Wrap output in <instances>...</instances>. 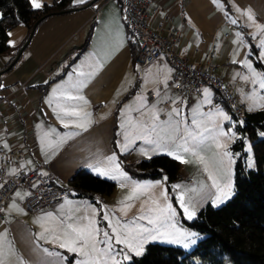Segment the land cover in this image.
Masks as SVG:
<instances>
[{"label": "crops", "instance_id": "crops-1", "mask_svg": "<svg viewBox=\"0 0 264 264\" xmlns=\"http://www.w3.org/2000/svg\"><path fill=\"white\" fill-rule=\"evenodd\" d=\"M91 1L76 4L71 12L45 18L35 28L18 59L10 63L11 69L7 63L19 46L0 54V85H3L0 87V147L6 151L20 150L19 162L24 167L31 169L39 165L40 173L52 174L62 187H67L70 177L79 170L97 175L90 166L113 169L109 176L115 175L116 179L103 176L116 183L113 192L95 195L101 207L109 208L121 204L112 199L118 186L128 187L130 201L136 197L137 186H143L141 181L124 171L118 155L129 153L131 162L146 159L154 154L152 146L158 144L164 147L167 155L172 152L174 155L170 157L178 160L182 168L181 160L189 161L194 154L177 147L184 134L177 137L173 131L178 119L173 109L186 114L187 110L203 105L209 111L215 108L207 109L214 93L207 85L202 87L200 96L180 98L171 93L166 89L170 66L163 55L146 67L133 59L128 46V30L117 1ZM149 1L152 8L159 9L157 15L149 18L150 27L155 29L158 21L164 19L167 25L177 28L181 33L179 55L201 68H204L207 52L211 51L217 74L237 95L242 110L252 112L249 99L255 95L257 86L253 88L255 77L252 75L255 73L246 64L251 61V45L257 48L264 64L261 55L264 53V28L257 29L236 9H250L255 22L264 26V0ZM232 20L237 23L233 24ZM25 30L27 28L22 30L20 44ZM225 33H229L226 38L223 37ZM233 60L237 62L233 63ZM205 89L209 93L207 97ZM149 91L154 94L152 100ZM68 96L83 99L69 100ZM179 99L180 107L162 110L158 106L160 102ZM220 107L229 113L222 104L216 108L219 110ZM71 108L77 109L79 116H65L64 109ZM153 115L157 119L153 120ZM62 120H75L84 124L87 131L75 126L65 128ZM74 133L79 134L68 138ZM169 136H174L175 142ZM49 142H52V148H48ZM125 143H128L127 151L122 150ZM143 145L146 148L141 150ZM113 154L116 155L115 163L106 159ZM232 159L234 164L233 154ZM115 164H119L123 177L114 170ZM184 168L202 181L200 165L189 164ZM17 192L21 193L22 199L16 196ZM26 193L23 188L17 189L3 210L6 221L0 227V233L6 230L4 246L10 245L14 250L15 264L19 259L25 264H56L55 257H47L42 249L53 252L66 249L59 247L61 240L47 243L45 240H54L56 236L63 238L66 225L78 224V218L82 219L80 212L88 215L87 211L92 210L90 205L94 203L67 195L51 206L31 213L23 207ZM10 205L15 207L10 208ZM41 224L54 230L45 232V239H37V234L43 232Z\"/></svg>", "mask_w": 264, "mask_h": 264}, {"label": "trees", "instance_id": "trees-1", "mask_svg": "<svg viewBox=\"0 0 264 264\" xmlns=\"http://www.w3.org/2000/svg\"><path fill=\"white\" fill-rule=\"evenodd\" d=\"M72 2L51 0L44 3V8L34 10L28 0H0V54L10 50L8 33L12 28L23 24L29 35L35 23L36 28L50 15L73 11L76 4L71 6ZM28 35L7 66L12 63ZM128 46L135 60L138 44L129 32ZM249 56L256 68L264 71V64L254 45L250 46ZM222 105L231 115V120L224 125L233 127L237 135L229 146L234 156L232 196L217 207L208 203L191 220H183L201 235L190 251L149 242L141 256L133 255L122 264H195L193 259H199L203 264H264V137L261 135L264 132V110H242V121H239L227 105ZM246 139L251 141L255 167L247 166ZM118 156L122 168L132 178L152 180L165 177L168 183L179 178L181 163L169 155L157 154L133 162L129 160V153ZM115 186L116 183L110 179L79 170L68 180L67 195L88 199L100 207L95 195H110Z\"/></svg>", "mask_w": 264, "mask_h": 264}, {"label": "rangeland", "instance_id": "rangeland-1", "mask_svg": "<svg viewBox=\"0 0 264 264\" xmlns=\"http://www.w3.org/2000/svg\"><path fill=\"white\" fill-rule=\"evenodd\" d=\"M51 0H43L44 3H49ZM74 5L73 2L71 3V6ZM27 28L25 25L20 24L14 28H12L9 33L12 35L9 36V40L13 41L14 44L10 45V50L13 51L15 49L14 46L20 44V40L23 35L22 30ZM26 34L24 36V39H22V42L25 40V38L28 35V29L25 30ZM29 36V35H28ZM20 41V42H19ZM19 42V43H18ZM252 65V71L255 73V76L252 75V77L255 79V83L252 84L253 88L256 87V93L253 95L249 101L251 103V111L256 110H264V88H260V82L264 80V71L262 69L256 68L254 65L252 59L250 61ZM221 106V104H218L215 106L214 109H211L209 111L205 110V106L201 105L199 108H192L190 110H187V113L184 114L179 113V115H176L177 118L175 120V128L178 126L179 131L175 132V135L177 136L180 133L184 134V138H179V142L183 144L185 140H187V146L190 147V152L193 153V150L191 148L193 144V140L191 139L192 136L196 137L195 143L198 145L195 147V155L192 157L191 160L185 159V163H183V167L180 170V176L181 178H178L177 180L173 182H167V179L165 177L160 179H138L143 183V186L150 185V187H141L136 188L134 190L137 192L136 197L134 200L130 201L128 200L129 193H127V186H118L115 192L112 194V199L114 201H120L121 204L118 205H112L109 208L107 207H97L95 204L90 205L91 211H87L88 215L85 214V212H80L82 215V219L79 220L78 218V226H84L89 223L90 219H95L97 221V226L101 229V233L98 236V239L100 241L98 247L102 250L100 253V256L103 257V260L108 261V264H111V261L108 260V256L104 255V237H103V231H108L111 235L112 229L108 227L109 222L113 224V226H117L116 222L119 221L120 231L122 233H126L128 231L138 230V226H143L144 228L153 229V233L155 234V230L158 229L160 232H175V229H179L180 231L186 232V233H195L196 235L193 237H190L189 239H194L195 243H189L188 247L185 248L183 246V243H170L166 239H157V240H148L149 242H156L160 244H166V245H172L180 247L186 251H190L196 242L200 239L201 235L196 232V230L192 229L190 226L186 225L183 220L189 221L187 216L185 215L183 209L180 207L178 203V197L180 195L184 196L185 203L190 207V210H194L195 214L198 209L201 207H204L208 203L213 205V201L216 198L217 195V188L213 186V180L216 181V183L219 185L220 188H224L225 190H228L226 188L227 185H231V192L233 194V159L232 154L230 157L231 163L229 162L228 157H222L223 151H228L229 146L233 142V140L236 138V133L233 129V127H226L224 124L227 121L223 120V117L218 114V112H223L226 115L230 117L229 113L225 111L223 107H220L219 110L218 106ZM188 106H185V108ZM195 121V123H194ZM229 129L231 131H229ZM221 132L227 133V135H220ZM191 134V135H189ZM178 137V136H177ZM215 138V139H214ZM219 141L221 144H226V149H218L216 147V141ZM145 145L140 148L141 150L145 149ZM155 148L154 154H165L164 147H154L152 146V149ZM244 150L247 152V166L249 167V163L251 162L252 167H255V160L253 157L252 152V146L251 141L249 139H246L244 142ZM152 151V150H151ZM170 156V155H169ZM196 156V157H195ZM199 157H203V162L200 161ZM189 164H196L200 165L202 168V181H198L197 177H192L190 175V172H186L184 166H189ZM205 165L207 166V171H205ZM214 169L209 171V169ZM209 174H211L212 179H209ZM137 180L136 178H134ZM159 182V183H157ZM173 185H180V188H173ZM130 191V189H128ZM232 196V195H231ZM230 196V197H231ZM229 197V198H230ZM228 198V199H229ZM227 199V200H228ZM219 203L215 207L223 204ZM153 201H156V203H153ZM166 204H171L173 208L176 209V216L173 217L171 220L161 221L157 220L155 224L148 223V219H139L140 216H146L149 218H154L158 215L156 211H149V209H156L159 207H164ZM214 206V205H213ZM121 209H125L124 212L121 211ZM84 215V216H83ZM105 216L108 217V219H105ZM195 216V215H194ZM84 219V220H83ZM191 220V219H190ZM171 225H175V229L171 227ZM144 236H147L148 233H143ZM62 242V241H58ZM145 243L143 247L145 248ZM184 243H188V240H184ZM123 245H115L113 244V249L111 252V255H117L119 252V249L123 248ZM144 252V251H143ZM58 253L61 254V257H66L67 259H60L58 257L54 258V263L56 264H77L78 261H84L87 260L86 257H81L75 253H68L67 251H58ZM133 256V255H132ZM117 259H119L121 262H126L123 260V255H117ZM129 261V260H128ZM193 263L195 264H203L199 259H193ZM225 264H230L229 262H226Z\"/></svg>", "mask_w": 264, "mask_h": 264}, {"label": "built area", "instance_id": "built-area-1", "mask_svg": "<svg viewBox=\"0 0 264 264\" xmlns=\"http://www.w3.org/2000/svg\"><path fill=\"white\" fill-rule=\"evenodd\" d=\"M116 1L128 32L138 44L135 60L141 67H146L163 55L170 66L166 89L180 98H191L200 96L202 87L207 85L214 93L207 109L225 104L235 118L242 121L239 99L217 74L211 51L206 54L204 68L194 65L187 57L179 55L181 33L177 28L167 25L164 19L158 21L155 29L150 27L148 20L157 15L159 9L152 8L149 0ZM228 36L229 33L223 34L224 38ZM148 96L152 100L153 92L149 91ZM181 104L180 99L166 100L158 106L162 110H169L172 107H180ZM21 154L20 150L6 151L0 147V227L6 221L3 210L17 189L26 190L23 207L31 213L47 208L66 197L69 190L59 186L52 174L40 173L39 165L31 169L21 167Z\"/></svg>", "mask_w": 264, "mask_h": 264}, {"label": "snow or ice", "instance_id": "snow-or-ice-1", "mask_svg": "<svg viewBox=\"0 0 264 264\" xmlns=\"http://www.w3.org/2000/svg\"><path fill=\"white\" fill-rule=\"evenodd\" d=\"M30 6L34 10H39L45 7V4L43 0H28ZM214 3L217 2V0H213ZM85 3V0H73V4H83ZM238 12H241L242 15L246 16L247 19L255 24L257 29H262L264 26L258 24L255 22L254 16L250 9L243 10L237 8ZM233 24H236V20L231 21ZM9 36H11V33H8ZM9 44L13 45L14 42L9 40ZM264 56V53L261 54ZM237 61L233 60V63H236ZM246 66L251 69L252 65L250 63H247ZM255 76V74H254ZM247 79V77H245ZM255 79L253 80V83H255ZM260 88H264V80L260 82ZM0 87H3V85H0ZM209 95L208 90L205 89V96L207 97ZM69 100L74 99H83V97H73L68 96ZM251 110V109H250ZM174 112H176L177 115H179V111L177 109H173ZM65 116L68 117H77L79 116V112L75 108L71 109H64ZM220 116L223 117L224 121H229L230 117L226 115L225 113L218 112ZM90 115V113L88 114ZM157 119L155 115H153V120ZM63 127L67 128L70 126H75L77 128H81L84 131H87V128L84 124L77 123L75 120H69L68 122L61 121ZM195 123V121H194ZM123 127V125H122ZM155 131V127L152 129ZM174 132H178L179 128L178 126L173 130ZM229 131H231L229 129ZM79 133L70 134L68 138H71V135H78ZM191 135V134H189ZM220 135H227V133L221 132ZM262 136H264V132L261 133ZM125 139L127 140V134H125ZM169 139H172L173 142H175L174 136H169ZM191 139L193 140V144L191 146L193 150V154L195 155V147L198 145L195 143L196 137L192 136ZM215 139V138H214ZM148 143H155V141L147 140ZM187 140L184 141L183 144L177 145V147L182 148L184 152H189L190 147L187 146ZM53 144L52 142H49L48 148H52ZM157 147L159 145L157 144ZM216 147L218 149H226V144H221L218 140L216 141ZM128 149V143H125L122 146L123 151H127ZM42 151H47L45 148H42ZM168 155H174L172 152H169ZM222 157H228L229 162L231 163L230 157L231 153L228 151H223ZM179 158V157H176ZM109 162L115 163L116 161V155L113 154L112 156H109L106 158ZM200 161L203 162L204 158L199 157ZM182 163H185L187 161L181 160ZM23 167V165H21ZM92 167V170L94 173H96L99 176H108L111 179H116L115 175L109 176V172L113 171V169H102L99 166H90ZM249 167H252L251 162L249 163ZM119 164H115V171L119 172ZM205 171H207V166L205 165ZM119 175L121 177L124 176L123 172H119ZM166 179V178H165ZM209 179H212L211 174H209ZM159 183V182H157ZM213 186L217 188V195L215 200L213 201V205L216 206L219 203H222L224 200H227L231 195V185H227L226 188L228 190H225L224 188H220L219 185L216 183L215 180H213ZM138 188L141 187H150V185L146 186H137ZM173 188H180V185H173ZM16 196L19 198H23L21 196V193L17 192ZM153 203H156V201H153ZM178 203L180 207L183 209L185 215L190 220L194 217L195 212L194 210H190V207L185 203L184 196L180 195L178 197ZM10 208H14L15 205H10ZM122 212L125 211V209H121ZM149 211H156L158 215L154 218H149L146 216H140L139 219H148V223L155 224L157 220L166 221L171 220L173 217L176 216V209L172 207L171 204H166L164 207H157L156 209H149ZM49 216L51 214H48ZM105 219H108L107 216H105ZM117 226H113L111 222H109L108 227L112 229L111 235L108 231H103V237L105 238L103 241L104 244V255L108 256V260L111 261V264H122V262L117 259V255H123V260L128 261L132 258V255L135 256H141L144 251L143 245L148 242V240H157V239H166L170 243H183V246L185 248L188 247L189 243H195L194 239H189L190 237L195 236V233H186L183 231H180L179 229H175V225H171L173 229H175V232H160L158 229L155 230V234L153 233V229L144 228L143 226H138V230L128 231L126 233H122L120 231L119 221L116 222ZM41 227L43 228V232L37 234V239H45L44 233L49 231H54L53 229H50L48 227H45L44 224H41ZM101 233V229L97 226V221L95 219H90L89 223L84 226H78L73 224H67L66 229L63 232V238L60 236H56L54 240H45V242H55V240H61L62 242L59 243V247L61 249H66L68 253H75L81 257H86L87 260L84 261H78L77 264H108V261L103 260V257L100 256L101 249L98 247L100 241L98 239L99 234ZM143 233H148L147 236H144ZM4 239H6V230L5 233H0V264H15V261L13 259L14 257V250L9 245V247L5 248L4 246ZM184 240H188V243H184ZM113 244L115 245H123L124 247L119 249V252L117 255H111ZM42 252L47 257H58L60 259H67L66 257H61V254L58 252L50 251L47 248H43ZM18 264H25L23 259H19ZM51 264V262H49Z\"/></svg>", "mask_w": 264, "mask_h": 264}, {"label": "water", "instance_id": "water-1", "mask_svg": "<svg viewBox=\"0 0 264 264\" xmlns=\"http://www.w3.org/2000/svg\"><path fill=\"white\" fill-rule=\"evenodd\" d=\"M94 1H96V0H92L91 2H94ZM35 26H36V23L32 26L31 31L29 33V36H28L27 40L24 42V44L22 45V47L18 50L17 55L15 56L13 62L18 59V57L20 56V54L23 51V49L28 45V43H29V41H30V39H31V37L33 35V32L35 30ZM11 64L9 66H11Z\"/></svg>", "mask_w": 264, "mask_h": 264}]
</instances>
